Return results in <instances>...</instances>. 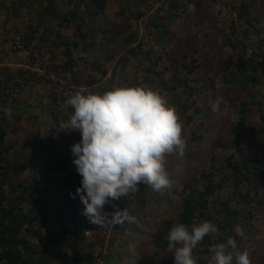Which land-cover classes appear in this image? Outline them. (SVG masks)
I'll return each mask as SVG.
<instances>
[{"label": "rangeland", "instance_id": "374dc122", "mask_svg": "<svg viewBox=\"0 0 264 264\" xmlns=\"http://www.w3.org/2000/svg\"><path fill=\"white\" fill-rule=\"evenodd\" d=\"M62 1L65 3L67 0ZM172 2H176L178 7H171ZM12 3V0L0 1L1 23L9 26L12 31L17 28H26V25H34V22H31L33 17H30V12L39 8L40 1L24 2L22 8H18L16 16L12 11H8ZM44 4L46 5L47 2L44 1ZM242 4L249 6L255 17L250 27L245 21L239 20L238 12ZM119 10L117 0H111L108 13L118 23L126 21L118 16ZM144 12L143 20L139 22L131 20L130 23L133 24V30L139 33V42L143 43L147 58L143 55L139 61L132 58L130 64L120 63L117 66L118 75L114 88L146 86L161 94L170 106L177 109L183 124L187 146L183 156L172 154L166 158V170L171 182L169 187L156 192L140 184L138 186L140 194L137 195L136 192L112 202V207L115 204L120 210L128 208L130 214L136 217L134 223L125 221L123 224L110 225L107 228L92 223L88 225L81 214L82 203H72V207H77L80 211L76 223L83 226L88 243L97 245L95 257L100 258L99 261L97 260L98 264L109 253L115 255L112 264H174L172 253L165 254L160 259H154L153 254L157 250L154 247H147L149 235L159 226L160 221L171 220L178 215L185 181L199 177L203 171H209L213 157L222 163V159L235 153L232 148L219 149L214 144L215 141L225 142L233 137L235 122L232 119L236 115V109L241 103L249 102L247 93L229 82L227 65L230 57L232 58L229 68L231 70L240 59H248L254 53H264V0H196V2L194 0H148ZM129 14L126 13V16L128 17ZM156 17H158L157 23L160 28L151 25V20ZM61 31L68 37L72 36V31L65 28ZM233 45H236V48ZM48 46L47 53L51 54L52 58L51 67L62 65L61 61L63 62L65 56L59 51L52 50L50 45ZM195 50L198 52L195 53ZM76 53L75 55L78 56L79 53ZM193 59H197L199 66L194 73L187 75L186 66ZM113 68L114 64L109 66L111 71ZM151 68L155 69L154 73L148 71ZM155 73H159L160 77ZM87 74L100 76L91 70H88ZM34 80L37 84H25V88L29 87V89L26 88V92L29 95H36L35 102L32 103V111L28 109L26 111L31 114L23 115L24 120L20 124L21 130L17 135L12 132L8 134L11 142L20 140H18L16 150L23 153L18 158L20 157L27 168L26 176L32 163L40 159L43 167L52 158V151L56 152L60 145H64L63 142L51 141V136L57 137L55 124L51 121L52 111L69 113L63 99L70 97L73 90L103 93L107 82L105 80L103 84L92 89L77 88L71 77L66 79L61 73L57 76L52 68L50 75L36 76ZM57 82L59 85L55 86ZM250 87L256 95V102L261 103V107H252L250 115L252 130L244 145L252 161L261 167L259 160L260 158L264 160V147L257 134L261 125L258 108L264 110V76L259 85H250ZM53 89H56L54 94ZM53 95L57 97V102L54 101ZM44 100L47 102L46 106L43 104ZM218 100L221 103L216 110H213V105ZM17 103L22 104L21 101ZM185 104L189 105L186 110L181 107ZM20 106L25 107L24 104ZM48 108L51 110L50 114L46 110ZM3 115L10 119L11 128L18 125V120L14 119V113L3 112ZM189 118H191L190 121ZM194 137L196 140H193ZM25 141L35 144V151L33 148L23 149ZM47 176L49 177L47 173L45 177L41 176L43 189L49 184ZM217 176L220 178L219 175ZM64 177L62 174L59 178L62 181ZM241 189L243 193L250 192L253 197L252 202L244 206L246 210H244L243 217L246 218L249 211L252 212L253 217L249 225L240 224L236 228L240 238L237 243L240 245V250L250 251L252 264H264V173L260 170L254 171L252 184L243 186ZM256 189L261 193L260 196L255 194ZM232 191V183L226 182L224 188L217 191L211 201L218 197L221 202L231 201V204L237 208V202L234 201L236 198H232ZM63 193L64 188L44 192L50 215L55 214L61 204L71 201L66 198L62 201V198L66 197ZM261 200L263 205L259 203ZM114 210L112 208V212ZM149 219L152 223L151 227L147 224ZM53 220H49L39 230L46 233L47 230L53 229L55 233H59L60 225L58 221ZM194 255L199 262L198 254L194 253Z\"/></svg>", "mask_w": 264, "mask_h": 264}, {"label": "trees", "instance_id": "16d2710c", "mask_svg": "<svg viewBox=\"0 0 264 264\" xmlns=\"http://www.w3.org/2000/svg\"><path fill=\"white\" fill-rule=\"evenodd\" d=\"M12 1L8 11H12L16 16L18 8H22L24 2L34 0ZM38 1H40L39 8L30 12V17H33L31 22H34V25H26V28L20 32L26 41L38 38L39 47L43 48L47 44L52 50L63 54L65 61L62 65L52 66V71L57 76L60 73L63 74L66 79L71 77L77 88L92 89L107 80L103 92L110 91L114 89L118 75L117 66L120 63L130 64L132 58L139 61L143 55L147 58L143 43L139 42V33L133 30V24L130 21L139 22L144 19L148 0H117L120 7L118 16L126 20L120 23L113 20L108 13L111 0H67L65 3L62 0ZM44 1L47 2L46 5ZM177 5L176 2H172L170 6L174 8L178 7ZM126 13H130L128 17ZM238 17L249 27L252 26V20H255L250 7L246 4H242L239 8ZM157 18L151 20V25L160 28ZM62 28L72 31L73 36L64 35ZM233 46L236 48V45ZM75 52L79 55L76 56ZM197 52L195 50V53ZM85 55L88 56L85 57ZM231 63L230 57L227 65L229 82L245 91L249 102L241 103L236 109V115L232 119L235 122L233 137L225 142L215 141L214 144L219 149L232 148L235 153L222 159V163L213 157L209 171H203L199 177L185 181L184 193L181 194L180 212L171 220L160 221L159 226L149 235L147 247H154L157 250L153 254L154 259L171 254L167 251L165 237L176 223H184L191 227L194 223L198 224L207 220L217 226L218 232L206 236L197 246L198 250H194V253L198 254V264H208L212 247L226 242L229 237L238 242L240 238L236 228L240 224L245 226L251 223L252 212L249 211L246 218L243 216L246 210L244 206L252 202L253 197L250 192L243 193L241 188L252 184L254 171L260 170L264 173V160L260 158L261 167H258L247 154L244 144L252 130L250 123L252 107H261V103L256 102V95L250 85L257 86L261 83L264 76V53H254L248 59H240L230 70ZM113 64L114 68L111 71L109 66ZM198 66L197 59H193L186 66V74L194 73ZM88 70L100 76L87 74ZM148 71L154 73L155 69L151 68ZM155 75L160 77L159 73ZM58 85V82L55 83V86ZM55 92L56 89H53V94ZM75 92L73 90V94ZM190 95L192 96L193 93L191 92ZM53 98L57 102V97L53 95ZM21 99L18 100L22 102L19 105H26V102ZM67 99H63L64 103ZM188 106L185 104L181 107L186 110ZM260 107L258 111L261 125L257 135L264 147V110ZM67 109L69 112L67 114L52 111L57 137L51 136V141L63 142L64 145H60L58 151H52V158L43 167L40 159L32 163L28 177L25 175L26 166L20 157L18 158L23 153L16 150L19 139L16 142L8 139L9 133L17 135L21 130L20 124L24 120L23 115L27 114L26 110L22 114L14 113L13 116L18 120V125L13 128H11L10 119L5 115L2 114L0 118V264H98L95 257L97 245L88 243L83 226L76 223L80 211L77 207L73 208L72 203L80 202V200L78 197L76 199L70 197V193L76 191L82 179L73 164L70 148L81 140V136L78 132L66 133V130L59 127L60 122L66 121L73 112L70 106ZM208 117L210 118V115ZM188 120L190 121L191 118ZM193 140H196V137ZM22 148H33L35 151V144L25 141ZM47 166H49L48 169ZM46 173L49 175L46 177L49 184L43 189L41 176L45 177ZM62 174L65 177L61 181L59 177ZM226 182L232 183V198H236L234 201L237 202V208L231 204V201L221 202L218 197L211 201L213 195L222 190ZM62 188H64L63 194L66 195L62 201L65 198L71 201L61 204L55 214L50 215L44 192ZM138 194L140 193L137 192ZM255 194L260 196L261 193L256 189ZM112 202L105 206L106 212H112ZM259 203L263 205L262 200ZM53 219L60 225L59 233H55L53 229L47 230L46 233L39 230ZM85 220V223L89 225L90 222L86 218ZM147 224L151 227L150 219ZM109 226L106 225L103 228ZM139 233L142 234L141 230ZM114 257L113 254H107L103 257L104 264H112Z\"/></svg>", "mask_w": 264, "mask_h": 264}, {"label": "clouds", "instance_id": "9594fccd", "mask_svg": "<svg viewBox=\"0 0 264 264\" xmlns=\"http://www.w3.org/2000/svg\"><path fill=\"white\" fill-rule=\"evenodd\" d=\"M69 106L73 112L59 127L81 136L70 151L82 178L70 197L79 198L81 214L99 227L136 222L128 208L120 210L113 204L115 210L109 213L105 206L138 192L140 184L156 192L170 186L166 158L183 156L187 146L177 109L146 86L116 87L103 93L76 91L65 102ZM216 232L217 226L207 220L191 227L176 223L165 237L174 264H198L194 250ZM211 253L208 264H252L250 251L240 250L231 237L212 247Z\"/></svg>", "mask_w": 264, "mask_h": 264}, {"label": "built area", "instance_id": "2783aa9c", "mask_svg": "<svg viewBox=\"0 0 264 264\" xmlns=\"http://www.w3.org/2000/svg\"><path fill=\"white\" fill-rule=\"evenodd\" d=\"M50 73L51 63L44 53L35 46L26 47L24 38L0 21V116L8 107L19 108L17 101L29 89L25 88L26 83L33 85L36 76Z\"/></svg>", "mask_w": 264, "mask_h": 264}, {"label": "crops", "instance_id": "0c3cea01", "mask_svg": "<svg viewBox=\"0 0 264 264\" xmlns=\"http://www.w3.org/2000/svg\"><path fill=\"white\" fill-rule=\"evenodd\" d=\"M18 29V28H17ZM19 31H17V30H14V32H17L19 35H21L23 38H24V35L22 34V32H20L22 29L21 28H19L18 29ZM72 36H73V34H72ZM75 39V38H74ZM24 40H25V38H24ZM38 43H40V40L38 39V38H36V39H34V40H29V41H26L25 40V44H26V47H28V48H30V47H32V46H35V48L36 49H38V50H40L41 52H43L44 53V55H45V57L46 58H48V61L52 64V61H51V54H49V53H47V50H48V45L46 44L45 45V47L43 46V48H41V47H37V44ZM64 60H63V62L65 61V58H63ZM63 62L61 61V64H63ZM36 83V82H35ZM37 84V83H36ZM36 96V95H35ZM34 95H29L27 92L25 93V95H23L22 96V101L24 100L25 101V99H29V101H25L26 102V105H25V107H19L20 109H19V111L16 109H14V108H10V107H8V108H6L3 112L4 113H8V114H11V113H16V111H18V113L20 114H22L25 110L26 111H28V110H30V111H32V103H34L35 102V100L34 101H32V99H34V97H35ZM43 104H44V106H46L47 105V102H45V100L43 101ZM28 109V110H27ZM47 110V112L50 114L51 113V110H50V108H48V109H46ZM31 114V112H28L27 114H25V116L26 115H30ZM29 118V117H28ZM52 122H53V119L51 120ZM51 123V122H50Z\"/></svg>", "mask_w": 264, "mask_h": 264}]
</instances>
